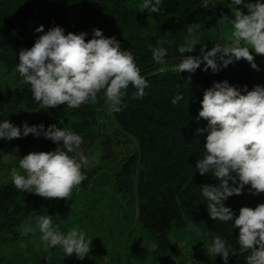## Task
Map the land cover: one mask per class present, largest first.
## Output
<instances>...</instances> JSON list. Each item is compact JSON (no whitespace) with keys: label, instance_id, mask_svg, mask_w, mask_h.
Segmentation results:
<instances>
[{"label":"trees","instance_id":"obj_1","mask_svg":"<svg viewBox=\"0 0 264 264\" xmlns=\"http://www.w3.org/2000/svg\"><path fill=\"white\" fill-rule=\"evenodd\" d=\"M264 2V0L262 1ZM142 0H0V121L10 120L17 126L43 123L69 128L84 138L83 152L97 145L101 161H112L117 149L125 147L119 166L113 169L114 189L128 196L135 206V221L144 236L154 243L152 259L161 263L171 250L169 234L174 228L192 223L213 242L216 235L225 239L237 255L228 264H246L248 253H239L238 229L231 222L213 221L208 215L207 200L202 184L216 185L212 174L201 176L195 168L203 158L204 135L196 133L205 127L206 120L196 119L205 89L213 81L227 80L230 84L248 89L264 85V61L259 71L245 60L234 61L220 71L194 73L173 71L182 56L177 46L186 36V25H200V44L210 49L230 41L231 18L235 8L231 0H163L159 14L140 11ZM242 10V9H241ZM44 25L45 31L60 25L65 33H87L99 28L105 36H115L121 46L131 51L149 86L143 98H135L129 87L121 111L112 113L102 94L97 103H87L77 109L60 105L39 109L34 103L30 85L16 71L21 48H30L41 33L35 28ZM229 32L227 39L222 30ZM175 41L168 48L165 63L153 60L149 45L157 41ZM199 55L200 45L193 53ZM191 76V80L188 77ZM184 99L172 104L176 95ZM57 147L43 136L29 134L19 139H0V245L10 240L26 238L18 226L31 218L43 215L49 206H59L64 199H43L35 194L17 190L10 171L18 167V158L32 151H51ZM87 177L79 186L87 188L100 172V166L82 169ZM225 205L238 214L241 206L255 207L264 203V195H251L246 186L241 195L225 200ZM0 264H14L0 254ZM201 264H224L219 255L211 254Z\"/></svg>","mask_w":264,"mask_h":264},{"label":"clouds","instance_id":"obj_2","mask_svg":"<svg viewBox=\"0 0 264 264\" xmlns=\"http://www.w3.org/2000/svg\"><path fill=\"white\" fill-rule=\"evenodd\" d=\"M163 0H142L140 11L159 14ZM235 11L231 18L230 41L223 46L216 44L210 49L200 44V25H186L183 43L177 46L182 56L173 68L177 74L194 73L201 67L213 73L234 61L246 60L259 71L253 53L264 56V2L262 0H231ZM241 6L247 11H242ZM30 48H21L16 71L24 83L30 85L32 100L39 109L57 108L60 105L71 109L95 104L102 94L109 111H121L123 99L129 87L134 88L135 98H143L149 86L141 74L133 53L121 46L115 36H105L101 29L93 28L90 39L81 31L65 33L60 25L44 29ZM175 41L159 40L149 45L152 58L165 63L168 48ZM200 45L199 55L193 53ZM191 80V76L188 77ZM176 95L172 104L183 100ZM196 119L206 120L205 127L197 128L204 135L205 154L195 164L197 172L204 176L212 174L218 184H202V194L207 200L208 215L213 221L231 222L238 229L239 253H248L246 264H264V203L255 207L241 206L238 214L225 205L233 195H241L248 187L251 195H264V85L256 84L251 90L247 85L238 87L227 80L213 81L205 89L200 100ZM29 134L51 140L57 147L51 151H32L18 158V167L10 171L14 187L21 192L35 194L43 199H68L73 189L87 179L84 169L88 165L82 145L84 138L69 128L43 123L20 126L10 120L0 121V139L13 140ZM39 230L45 248L61 247L64 256L83 260L89 255L92 238H86L79 227L70 228L66 234L54 227L51 215L35 217V226L28 221L18 226L21 235ZM23 246V245H22ZM207 252L219 255L228 264L237 250L230 248L225 239L216 235Z\"/></svg>","mask_w":264,"mask_h":264},{"label":"rangeland","instance_id":"obj_3","mask_svg":"<svg viewBox=\"0 0 264 264\" xmlns=\"http://www.w3.org/2000/svg\"><path fill=\"white\" fill-rule=\"evenodd\" d=\"M241 9L247 11L242 6ZM222 36L227 39L228 30L223 29ZM253 55L257 65L264 61V56ZM124 150L125 147L121 146L114 160L103 162L97 145H94L87 154L88 166H100V172L87 188L73 189L70 197L64 199L61 205H51L43 214L51 215L54 227L62 233L66 234L72 227H79L85 232L86 238H92L88 256L79 260L75 255L64 256L59 246L45 248L38 229L26 238L3 243L0 245V254L14 264H201L207 259L210 255L207 248L212 242L203 237L196 226L187 223L183 228L171 230V250L161 263L153 261L151 255L154 243L144 236L135 221L133 201L114 189L110 177L113 169L119 166ZM31 223L35 226V221Z\"/></svg>","mask_w":264,"mask_h":264}]
</instances>
